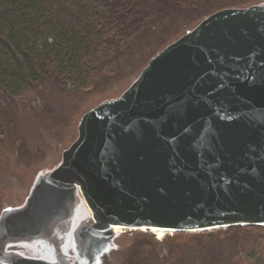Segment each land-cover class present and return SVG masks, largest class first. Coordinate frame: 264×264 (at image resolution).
<instances>
[{
  "label": "water",
  "instance_id": "95a60500",
  "mask_svg": "<svg viewBox=\"0 0 264 264\" xmlns=\"http://www.w3.org/2000/svg\"><path fill=\"white\" fill-rule=\"evenodd\" d=\"M79 188L93 223L84 220L78 236L90 249L110 242L116 225L187 233L264 226V4L210 15L121 97L88 112L61 166L38 183L30 216L0 222L2 247L43 251L75 203L78 215ZM12 254L0 260L71 264Z\"/></svg>",
  "mask_w": 264,
  "mask_h": 264
},
{
  "label": "rangeland",
  "instance_id": "374dc122",
  "mask_svg": "<svg viewBox=\"0 0 264 264\" xmlns=\"http://www.w3.org/2000/svg\"><path fill=\"white\" fill-rule=\"evenodd\" d=\"M250 6L253 4L241 8ZM202 14L186 8L168 16L163 24L150 23L133 42L111 56L110 73L95 84H86L83 79L71 77L67 84L50 82L38 91L35 89L15 99L9 96L0 99V222L16 212L30 216V201L38 183L61 166L64 152L80 137L83 117L103 102L121 97L140 78L154 57L192 32L206 18ZM77 195L84 204L79 190ZM82 203L79 219L89 217ZM76 207L77 203L68 219L53 224L48 232L50 237H46L49 241L42 244L46 252L33 258L60 263L63 256L71 264H214L215 256L225 261L236 254L237 245L252 246L263 238V235L252 232L245 238L236 232L230 235L217 233L210 238L189 233L192 236L159 239L147 230H126L116 233L104 246L95 244L90 249L83 246L78 236L81 233L78 228L83 224L89 226V222L74 221ZM57 222H62V226ZM90 222L93 223L92 218ZM16 223L12 220L10 225L15 226ZM60 234L65 238L63 245L57 238H61ZM173 234L167 236L172 237ZM39 243L35 242L36 245ZM2 246L0 241L2 257L11 253L12 256H22L17 251L29 247L23 242L13 243L7 248ZM0 262L10 264V261Z\"/></svg>",
  "mask_w": 264,
  "mask_h": 264
},
{
  "label": "trees",
  "instance_id": "16d2710c",
  "mask_svg": "<svg viewBox=\"0 0 264 264\" xmlns=\"http://www.w3.org/2000/svg\"><path fill=\"white\" fill-rule=\"evenodd\" d=\"M259 3L264 0H0V99H15L50 82L67 84L71 77L95 84L110 73L111 56L121 47L150 23L163 24L186 8L208 17ZM236 232L263 238L252 246L237 245L225 261L215 256L214 264H264V226H231L195 236ZM185 236L192 234L166 239Z\"/></svg>",
  "mask_w": 264,
  "mask_h": 264
},
{
  "label": "bare ground",
  "instance_id": "6f19581e",
  "mask_svg": "<svg viewBox=\"0 0 264 264\" xmlns=\"http://www.w3.org/2000/svg\"><path fill=\"white\" fill-rule=\"evenodd\" d=\"M80 191V194L84 200L85 196L81 190V188L78 189ZM89 210V209H88ZM92 214V213H91ZM126 230H142V231H146L147 229L146 228H138V227H126V226H120V225H116L113 227V231H115L116 233H122ZM210 231L212 230H216V229H209ZM148 231L150 232H153L154 234H156L158 236L159 239H164V237L167 236V234H172V233H176V232H173L171 230H166V229H163V228H151V230L148 229ZM199 232H205V231H196L195 233H199ZM58 239H63V238H60V237H57Z\"/></svg>",
  "mask_w": 264,
  "mask_h": 264
},
{
  "label": "flooded vegetation",
  "instance_id": "af4514ba",
  "mask_svg": "<svg viewBox=\"0 0 264 264\" xmlns=\"http://www.w3.org/2000/svg\"><path fill=\"white\" fill-rule=\"evenodd\" d=\"M17 252H21L19 254H21L22 256H28V257H31L33 258L34 255H37L38 253H40V251H37V250H30L28 248L26 249H22L21 251H17Z\"/></svg>",
  "mask_w": 264,
  "mask_h": 264
}]
</instances>
